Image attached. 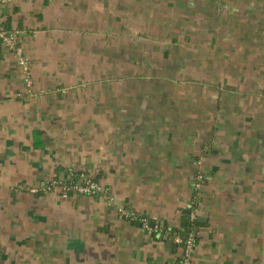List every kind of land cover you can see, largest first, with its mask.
<instances>
[{
	"label": "crops",
	"instance_id": "1",
	"mask_svg": "<svg viewBox=\"0 0 264 264\" xmlns=\"http://www.w3.org/2000/svg\"><path fill=\"white\" fill-rule=\"evenodd\" d=\"M173 1L0 0L34 81L0 43V264H175L145 224L180 225L199 171L193 264H264V20L215 0L231 39L177 43ZM74 171L105 195L32 192Z\"/></svg>",
	"mask_w": 264,
	"mask_h": 264
},
{
	"label": "built area",
	"instance_id": "2",
	"mask_svg": "<svg viewBox=\"0 0 264 264\" xmlns=\"http://www.w3.org/2000/svg\"><path fill=\"white\" fill-rule=\"evenodd\" d=\"M0 40L3 48L10 52L15 58L16 63L21 70L26 90L29 93H33L34 81L31 74V59L25 47L20 42V31L17 29L0 27ZM204 181V173L202 171L197 172L193 181V197L187 207V210L190 213V220L192 222L197 221L200 215V199H196L194 194L195 191L201 192ZM54 191H59L63 198H69L74 193L90 196H102L106 193V189L97 179L82 171L71 172L66 178L60 177L49 179L44 181L40 185V188L32 189V192L34 193H49ZM126 215L132 221L137 219L136 214L132 211H126ZM145 227L149 230H154V233L156 231L158 238L167 239V233L165 232L166 226L159 224L150 226L147 222ZM198 230L191 232L186 238L181 235H177L173 240L177 244L184 245L181 246L179 253L183 259L182 264H193L192 257L195 251Z\"/></svg>",
	"mask_w": 264,
	"mask_h": 264
},
{
	"label": "rangeland",
	"instance_id": "3",
	"mask_svg": "<svg viewBox=\"0 0 264 264\" xmlns=\"http://www.w3.org/2000/svg\"><path fill=\"white\" fill-rule=\"evenodd\" d=\"M172 1V0H171ZM219 4V8L220 9H223L225 8L226 10L229 11V9H227V7H231L232 5L235 6L233 7V9H230L231 10H234L235 8V15H239L240 12L242 13H245L243 16H247V14H249L248 16L254 20V21H258V20H264V0L261 1V0H244L243 2H233V4L231 5L230 4V1L229 0H216ZM215 0H206V2H197V0H174L173 3L175 2H180L183 4V7L179 10L177 9H174V19H178L179 22H176L174 20V24H173V31L171 32L170 31V34L174 37V39L176 40V42L178 43V41H181L182 38L184 36H186V39L187 42H190V43H194L196 45L198 44H201V43H198V42H205L206 46L208 43H215L216 40L218 41H224V42H227L226 40H230L232 35H233V28H236L235 26H232L230 25L229 27L232 28V30H228L226 32V35H224L222 33L221 30H223L222 28L219 29L217 26H218V23H216L215 21H219V18L220 16H215V21L212 19V13L214 11V6L216 7L215 4H217ZM128 2H131V0H128ZM215 2V3H214ZM130 4V7L134 5L129 3ZM226 4V5H225ZM188 5V6H187ZM128 6V4H127ZM125 6V13L129 10H127L129 8V6L127 7ZM199 6H203V7H206V8H203V7H199ZM254 11V12H252ZM247 12V13H246ZM250 12V13H249ZM260 12V13H259ZM191 13H194L196 17L200 16V14H203L204 15V18H205V24H204V29L205 31L203 30H200L199 33L197 34V31L196 30H192V31H178L176 30V26H180L182 25L184 22H188V21H192L193 19L190 17ZM262 15V17H258V15ZM129 15V13H128ZM210 16V17H209ZM209 17V18H208ZM199 18V17H198ZM197 19V18H196ZM229 21L233 22L231 19H228V22L226 23L227 25L229 24ZM243 21L245 23H249L250 19H243ZM264 23V21H263ZM192 24V23H191ZM195 26H198V23H194ZM234 24V23H232ZM260 26V24H258V27ZM263 27L262 28H254L253 27V31L255 33H259L258 35L256 34H253L254 32H252V37L253 38H261L262 41H264V25H262ZM182 27V26H181ZM183 27H187V26H183ZM228 27V28H229ZM250 27V25L248 26ZM134 28H132L133 30ZM128 34V33H126ZM226 37V38H224ZM189 38V39H187ZM224 38V39H222ZM260 40V39H259ZM169 41V39H168ZM218 44V43H217ZM200 47H202V45H199ZM229 46V45H228ZM227 46V47H228ZM227 51V50H225ZM212 47L209 49L208 47V50H205L204 53H208V55H210V53H212ZM224 52V51H223ZM180 53V52H178ZM192 54V58H195V56L199 53H202V51H200L199 53L197 52V50H192L190 52ZM228 54H231L230 52H227ZM201 55H198L197 58H201L200 57ZM228 55H226L225 57L227 58ZM213 59V57H211ZM214 60H217L216 63H221V57L220 56H215Z\"/></svg>",
	"mask_w": 264,
	"mask_h": 264
},
{
	"label": "trees",
	"instance_id": "4",
	"mask_svg": "<svg viewBox=\"0 0 264 264\" xmlns=\"http://www.w3.org/2000/svg\"><path fill=\"white\" fill-rule=\"evenodd\" d=\"M194 196H195L196 199L197 198L200 199L199 202L201 201V192L195 191ZM134 222L138 223L139 222V218L134 220ZM202 226H204V224L202 222H199L198 220L195 221V222H192L190 220V213L187 212V211H183L180 225L175 226V227H173V226L172 227H168V226L166 227L165 232L167 233V239H162V240L171 241V244H172L175 252L177 253L175 264H182L183 259H182L181 255L179 253H180L181 246H184V245L175 243L173 241L174 238L177 235H181L184 238H186L187 235H189L193 231L198 230ZM155 236L158 237L156 231H155Z\"/></svg>",
	"mask_w": 264,
	"mask_h": 264
},
{
	"label": "water",
	"instance_id": "5",
	"mask_svg": "<svg viewBox=\"0 0 264 264\" xmlns=\"http://www.w3.org/2000/svg\"><path fill=\"white\" fill-rule=\"evenodd\" d=\"M0 43H1V40H0ZM187 212H189V211H187ZM198 221L203 222V221H205V219H204V217H199ZM152 225H153V223H152Z\"/></svg>",
	"mask_w": 264,
	"mask_h": 264
}]
</instances>
